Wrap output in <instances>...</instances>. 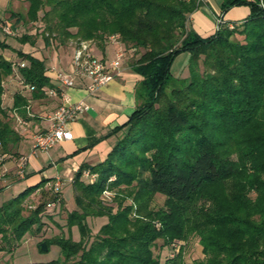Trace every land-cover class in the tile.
I'll use <instances>...</instances> for the list:
<instances>
[{"label":"trees","instance_id":"1","mask_svg":"<svg viewBox=\"0 0 264 264\" xmlns=\"http://www.w3.org/2000/svg\"><path fill=\"white\" fill-rule=\"evenodd\" d=\"M26 2L22 21H37L46 8L40 17L45 42L55 35L61 42L90 40L101 49L114 35L123 51L138 50L129 67L140 80L133 111L112 131L117 133L113 145L102 160L80 164L72 175L75 208L66 214V224L77 228L79 239L43 240L46 247L58 246L61 260L21 264L71 259L68 264H161L152 250L157 240L165 247L192 236L203 255L193 264H264V9L259 0H222L220 15L233 6H247L249 14L239 22L220 16L207 37L186 26L201 5L197 0ZM17 40L33 43L26 34ZM7 47L0 41V50ZM182 51L190 52V74L181 86L169 88L171 63ZM17 57L26 62L16 67L23 84L33 97L42 96L52 86L42 61L20 51ZM11 73L12 63L0 54L3 150L18 141L1 106L2 82ZM23 104L15 94L12 107ZM84 171L93 179L83 181ZM44 182L23 187L0 204V251L40 229L44 204L23 214V202ZM103 190L115 191L114 212L100 205ZM156 194L164 196L158 208L152 206ZM87 216L106 217L89 242ZM162 264H185L183 246Z\"/></svg>","mask_w":264,"mask_h":264},{"label":"crops","instance_id":"2","mask_svg":"<svg viewBox=\"0 0 264 264\" xmlns=\"http://www.w3.org/2000/svg\"><path fill=\"white\" fill-rule=\"evenodd\" d=\"M212 1L206 0L202 3L209 6ZM20 2L21 0H0V26H7L11 32L6 34L0 28V41L8 46L1 49L0 54L12 63V73L5 77L2 82L1 106L11 122H13L14 114L23 121V124H18L17 127H14L13 124L12 127L18 136V165H20L21 159L24 160L22 164L23 176H18L16 181H7L2 189L9 186L18 192L27 185L45 179L43 185L34 192L47 186L62 187V196L65 197L66 194H70V181L78 166L80 164L92 165L102 160L115 142L117 133L112 134V131L123 124L133 111L136 105L134 88L140 77L130 70V64L125 60V54L130 51H124V63L120 64L118 72L110 82L96 91L87 93L83 89L84 82L75 79L74 86L65 89L64 92L70 101L83 102L87 109L70 121L69 128L72 138L57 143L47 152L32 153V136L47 127L49 116L60 105L61 100L60 97L49 96L44 92V89L42 96H32L28 85L23 84L16 71L18 64H22V66L26 64V62L19 60L17 52L29 53L41 60L44 75L51 85H55L53 81L55 71L60 70L68 73L71 71L70 49H73V38H68L56 47L50 40L45 42L40 33L42 28L37 29L39 32L37 35L35 29L23 32V27H28L36 22L25 23L19 19L22 16L18 12ZM219 2L221 5L222 0ZM23 3L26 4V0ZM198 8L189 15L188 20L194 22V30L199 33L200 29L208 23V19ZM248 14L249 8L247 6H233L225 13L224 17L226 16L227 21L239 22ZM22 34L31 36L33 43L18 42L17 38ZM113 48H117L115 53L120 50L123 51L120 43L105 41L101 49L95 47V53L106 58V52ZM15 94L24 101V104L18 109L12 107ZM25 145L29 147L27 155L21 151ZM48 171L51 172L48 173Z\"/></svg>","mask_w":264,"mask_h":264},{"label":"rangeland","instance_id":"3","mask_svg":"<svg viewBox=\"0 0 264 264\" xmlns=\"http://www.w3.org/2000/svg\"><path fill=\"white\" fill-rule=\"evenodd\" d=\"M25 0H21L18 5V12L23 16L24 9L27 5L24 4ZM220 0H213L209 6L205 3L200 2L201 12L204 13L205 17L208 19V23L204 28L200 29L199 33L194 30V22L187 20L186 26L188 29H192L197 32L201 37H207L215 32L217 29V17L222 16V19L225 21L226 16L220 15ZM46 8H43L38 12V19L29 25L28 27H23V32L31 31L33 29L36 30V35L39 34L37 29L43 27V23L40 20L42 12ZM228 11V10H227ZM27 23L26 21H24ZM39 24V25H38ZM21 31V30H20ZM41 35L43 36L42 29L40 30ZM237 40H241L239 36H236ZM50 42L57 46H60L64 41L61 42L57 38V36L52 35L48 38ZM76 39H73L72 43H74ZM110 41L109 39L106 40ZM111 42V41H110ZM91 48L96 57H100V54L95 53V47L98 48L93 42H91ZM117 51V48H113L106 52L105 57L107 59H113L114 53ZM72 55V49H70ZM69 52V54H70ZM70 55V56H71ZM139 55V51H130L125 54V60L128 64L133 62L135 58ZM190 60V52L182 51L179 52L173 59L170 66V74L172 79L169 82V88L181 86L184 78L189 76L188 63ZM124 63V58L120 60V64ZM198 65L201 66V61H198ZM11 125L14 122H10ZM21 151L24 155L29 153V147L27 145L21 148ZM37 154V153H36ZM18 146L13 145L11 147H6V150H3L0 146V188L5 186L7 181H16L18 180V170L22 165H18ZM6 163V164H5ZM5 164V165H4ZM46 167V164H44ZM5 168V169H4ZM51 172V171H50ZM48 171V173H50ZM23 176V175H22ZM81 179L85 181L86 179L81 175ZM62 187H54L47 186L46 188H42L37 192L31 194L28 198H26L23 202V214H26L28 210H31L37 203L42 202L43 211L41 214L42 225L38 231H35L34 228L29 232L25 233L21 240L17 243L16 246L11 248L8 251H0V264H21V263H31V262H46L54 259L60 258V252L58 246L55 244H50L47 247L45 246L44 251H38V244L43 242V240H50L55 237H70L71 240L77 241L79 239V234L77 228L73 226H68L66 224V214L74 209L73 204V191L72 188L70 190V194H66L65 197L63 194ZM109 193L104 196L100 195L99 202L100 205L104 207H109L112 212L115 210V191L108 190ZM16 190L13 187H5L0 190V204L3 201L9 199L13 194H15ZM55 192H57L55 194ZM56 196L55 199H52V196ZM69 200V201H67ZM129 200H127L128 202ZM164 196L161 194H156L154 200L152 202V206L154 208H158L163 204ZM54 204L52 207H46V204ZM106 221L105 216H87L85 218L86 225V234L85 239L89 242L93 236L97 233L98 228ZM44 243V242H43ZM180 246H183V260L185 264H193L195 260L203 258L201 252V246L198 242V238L196 236L190 237L186 242L178 241L172 243L169 246H162V240H157L155 245L152 247L153 254L159 257L160 263L162 264L167 257L172 256ZM61 260V258H60ZM71 260L62 263L68 264Z\"/></svg>","mask_w":264,"mask_h":264},{"label":"built area","instance_id":"4","mask_svg":"<svg viewBox=\"0 0 264 264\" xmlns=\"http://www.w3.org/2000/svg\"><path fill=\"white\" fill-rule=\"evenodd\" d=\"M198 2H205L206 0H197ZM217 24L220 22V18L217 17ZM230 27H232L230 25ZM1 30L10 34V29L5 26H0ZM108 39L111 42H117L114 35H110ZM90 40H76L73 43L72 55L70 60L71 71H55L53 81L55 85L49 88H45L44 92L49 96L60 97V105L53 110L48 118L47 127L32 136L31 152H47L50 148L61 141L70 140L72 133L69 128V123L78 114L84 112L87 106L83 102H72L66 96L64 90L74 86L75 79L84 82L83 89L87 93H92L100 87L110 82L114 75L118 72L120 67V60L124 58V51L120 50L114 54L113 59H107L104 57H96L91 48ZM22 66V64H19ZM30 90L31 88L28 87ZM14 127L18 124H23V121L18 115H13ZM24 162L20 160V165ZM18 175H23L22 166L18 170ZM84 178L89 180L93 179V175L88 172H82ZM71 182V181H70ZM109 193L108 190H103L102 195L106 196ZM54 204H46V207H52Z\"/></svg>","mask_w":264,"mask_h":264},{"label":"water","instance_id":"5","mask_svg":"<svg viewBox=\"0 0 264 264\" xmlns=\"http://www.w3.org/2000/svg\"><path fill=\"white\" fill-rule=\"evenodd\" d=\"M263 0H259V5L264 9V5H263ZM40 250L44 251L45 250V244L43 242L40 243Z\"/></svg>","mask_w":264,"mask_h":264}]
</instances>
